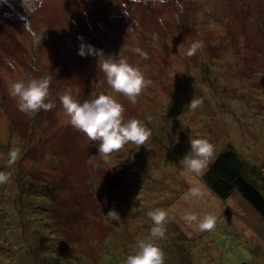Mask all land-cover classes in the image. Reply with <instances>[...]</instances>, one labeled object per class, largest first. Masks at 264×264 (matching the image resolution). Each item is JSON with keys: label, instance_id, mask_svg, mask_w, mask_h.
Wrapping results in <instances>:
<instances>
[{"label": "rangeland", "instance_id": "rangeland-1", "mask_svg": "<svg viewBox=\"0 0 264 264\" xmlns=\"http://www.w3.org/2000/svg\"><path fill=\"white\" fill-rule=\"evenodd\" d=\"M22 2L0 0V171L11 173L0 184V264H123L155 208L168 213L165 264H264V220L237 191L223 200L204 182L229 146L264 178V0H44L36 12ZM80 36L151 82L135 104L107 85L96 56L78 55ZM193 43L202 47L189 56ZM46 77L55 107L21 112L11 84ZM67 90L81 102L114 96L150 138L105 158L68 123ZM189 137L214 145L203 174L179 163ZM189 213L214 215L215 227L199 230Z\"/></svg>", "mask_w": 264, "mask_h": 264}, {"label": "clouds", "instance_id": "clouds-1", "mask_svg": "<svg viewBox=\"0 0 264 264\" xmlns=\"http://www.w3.org/2000/svg\"><path fill=\"white\" fill-rule=\"evenodd\" d=\"M43 2L44 0H23L22 3L30 12H36L43 6ZM43 33L33 32V42L40 44ZM78 39L81 41L77 49L78 55L96 56L107 85L135 104L142 91L151 83L146 80L142 71L126 59L116 60L112 58L113 55H105L101 49L85 42L82 36ZM201 47V43H193L187 55H194ZM50 79L47 77L19 79L11 84L10 95L17 100V107L21 112L34 114L41 109L48 111L55 107L54 102L49 98ZM59 100L68 117V123L83 132L90 141H97L98 152L105 158L129 142L138 146L144 145L151 136V130L140 119L125 120L124 106L112 95L99 94L94 99L81 102L76 99L71 90H67L59 96ZM201 103L200 99L192 98L187 106L194 110ZM189 145L188 151L179 163L190 173L203 174L214 155V145L204 137H189ZM21 156L20 148L10 149L7 153V165H14ZM10 179V172L0 171V184L7 183ZM107 214L113 219L120 218L115 210H110ZM147 216L152 226L147 235L137 238L131 252L124 258L123 264H165L166 256L158 241L167 237L165 225L168 213L164 209L155 208L148 211ZM185 218L189 223L195 222L196 227L201 231L215 227L216 217L212 214L205 213L201 218L196 213H189Z\"/></svg>", "mask_w": 264, "mask_h": 264}, {"label": "trees", "instance_id": "trees-1", "mask_svg": "<svg viewBox=\"0 0 264 264\" xmlns=\"http://www.w3.org/2000/svg\"><path fill=\"white\" fill-rule=\"evenodd\" d=\"M163 70L166 71L164 68ZM250 169L246 168L238 152L229 146L214 159L204 174V182L213 195L223 200L237 191L264 220V186L259 189V186L264 183V178L261 176L262 169ZM258 181H261V184H258ZM102 190L111 192L112 189L102 186ZM16 194L20 196L18 191ZM88 215L91 214L85 216ZM111 222L114 224L115 220L112 219Z\"/></svg>", "mask_w": 264, "mask_h": 264}]
</instances>
